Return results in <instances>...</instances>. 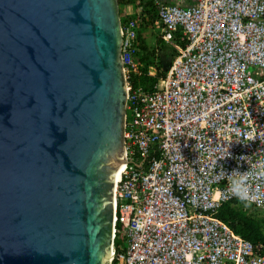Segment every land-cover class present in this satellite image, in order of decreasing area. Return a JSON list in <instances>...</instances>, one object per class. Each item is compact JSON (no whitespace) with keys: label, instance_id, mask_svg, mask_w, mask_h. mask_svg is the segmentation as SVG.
Wrapping results in <instances>:
<instances>
[{"label":"built area","instance_id":"obj_1","mask_svg":"<svg viewBox=\"0 0 264 264\" xmlns=\"http://www.w3.org/2000/svg\"><path fill=\"white\" fill-rule=\"evenodd\" d=\"M169 1L154 0V28L185 46L153 90L132 85L138 26L121 27L125 159L114 233L120 223L127 245L111 264H264V243L217 217L237 198L234 171L248 172L246 200L264 210V173L252 175L264 165V0Z\"/></svg>","mask_w":264,"mask_h":264},{"label":"water","instance_id":"obj_2","mask_svg":"<svg viewBox=\"0 0 264 264\" xmlns=\"http://www.w3.org/2000/svg\"><path fill=\"white\" fill-rule=\"evenodd\" d=\"M121 27L118 0H0V264H110Z\"/></svg>","mask_w":264,"mask_h":264},{"label":"trees","instance_id":"obj_3","mask_svg":"<svg viewBox=\"0 0 264 264\" xmlns=\"http://www.w3.org/2000/svg\"><path fill=\"white\" fill-rule=\"evenodd\" d=\"M118 2L121 8L128 6L134 8L133 14H129L125 10L122 14L120 8L122 23L134 19L138 26L137 62L139 71L132 74V85L135 88L142 87L145 90H153L159 78L166 75L167 68L178 54V46H185V43L180 39L179 33H175L174 44L167 43L160 35L154 45L148 43L147 30L155 27V21L158 18V7L154 0H118ZM150 71H153L154 75H150ZM218 216L235 232L240 233L254 245L264 243V217L260 215L258 209H247L244 202L231 200L221 207ZM117 228L119 232L115 238V244L119 248L126 245V236L120 232L121 224L118 223Z\"/></svg>","mask_w":264,"mask_h":264},{"label":"clouds","instance_id":"obj_4","mask_svg":"<svg viewBox=\"0 0 264 264\" xmlns=\"http://www.w3.org/2000/svg\"><path fill=\"white\" fill-rule=\"evenodd\" d=\"M129 7V6H128ZM119 9H120V6H119ZM122 22V21H121ZM151 72V71H150ZM153 72V71H152ZM126 114V113H125ZM121 166H124V162H123V164L121 165ZM122 173H123V171H122ZM122 173H121V175H120V178H121V176H122ZM233 173H236L240 178H235V177H233ZM262 173H264V165H261L260 166V168L258 169V170H256V171H254L253 173H252V175L253 176H257V175H261ZM249 176V174H248V172H244V173H241V172H239V171H234V172H232L230 175H229V177L231 178L230 179V191L232 192V194L234 195V196H236L237 198H233L232 199V201H234V200H238V201H242V202H244L245 203V205H246V208L248 209H250V208H252V209H255V210H259L260 212H263L264 213V210L262 209V208H260V207H257L256 205H254V204H252V203H250V202H248L246 199H248L249 197H248V195H247V193H248V191H249V183H248V179H245L244 177H248ZM119 178V179H120ZM251 177H249V179H250ZM117 183H119V181H116L115 182V187H116V185H117ZM114 195H115V190H114ZM231 201V200H230ZM229 202V201H228ZM227 203V202H226ZM225 204V203H224ZM223 204V205H224ZM222 205V206H223ZM221 206V207H222ZM221 207L219 208V210H218V212H217V217L220 219V217L218 216V213H219V211H220V209H221ZM261 215V214H260ZM221 220V219H220ZM222 221V220H221ZM223 222V221H222ZM224 224H226L225 222H223ZM120 224V223H119ZM118 225V224H117ZM227 226H228V228H230L231 229V231L234 233V234H237V235H240L243 239H245L240 233H237V232H235L228 224H226ZM118 229V228H117ZM113 233H114V231H113ZM117 233L118 232H116V235H115V233H114V235H113V248H112V252H113V250L114 249H117V250H120L119 248H125L126 247V245H127V243H126V245L125 246H121V247H117L116 246V244H115V238H116V236H117ZM245 240H247V239H245ZM249 241V240H248ZM251 242V241H250ZM252 243V242H251ZM253 244V243H252ZM111 256H112V254H111ZM111 259H112V257H110V264H111Z\"/></svg>","mask_w":264,"mask_h":264},{"label":"rangeland","instance_id":"obj_5","mask_svg":"<svg viewBox=\"0 0 264 264\" xmlns=\"http://www.w3.org/2000/svg\"><path fill=\"white\" fill-rule=\"evenodd\" d=\"M121 10H122V14H124V10L126 12H128V11L134 12V8L132 6L131 7H127V8L122 7ZM147 34H148L147 35L148 36V43L150 45H154L155 42H156L157 37H159V35H160V30H157V29H154V28L151 27V28H149L147 30ZM250 209H252V208H250ZM260 214L264 217V213L263 212H260Z\"/></svg>","mask_w":264,"mask_h":264},{"label":"bare ground","instance_id":"obj_6","mask_svg":"<svg viewBox=\"0 0 264 264\" xmlns=\"http://www.w3.org/2000/svg\"><path fill=\"white\" fill-rule=\"evenodd\" d=\"M123 169H124V166H120V167L118 168L117 176H116V181H119V178H120V175H121ZM110 257H112V256H110Z\"/></svg>","mask_w":264,"mask_h":264},{"label":"crops","instance_id":"obj_7","mask_svg":"<svg viewBox=\"0 0 264 264\" xmlns=\"http://www.w3.org/2000/svg\"><path fill=\"white\" fill-rule=\"evenodd\" d=\"M170 3H182V4H187L193 1H184V0H170Z\"/></svg>","mask_w":264,"mask_h":264}]
</instances>
